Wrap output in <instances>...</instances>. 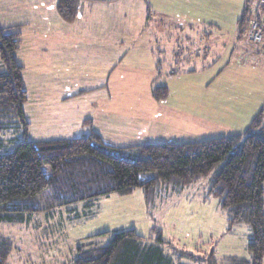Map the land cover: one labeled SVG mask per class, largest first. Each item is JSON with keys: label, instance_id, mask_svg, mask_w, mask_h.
I'll return each instance as SVG.
<instances>
[{"label": "trees", "instance_id": "16d2710c", "mask_svg": "<svg viewBox=\"0 0 264 264\" xmlns=\"http://www.w3.org/2000/svg\"><path fill=\"white\" fill-rule=\"evenodd\" d=\"M111 3L118 0H57L56 13L72 23L78 3ZM146 21L154 15L149 0H143ZM245 0L237 20V35L254 54L261 53L246 41L250 23L263 26L264 6L260 0ZM22 43L21 26L0 27V133L14 136L10 150L0 151V223H25L40 207L36 197L49 190L56 207L87 203L110 195H127L141 190L147 206L154 205L161 186L181 194L203 182L205 201L217 200L226 217V231L247 226L250 240L248 257H229L222 264H263L264 261V108L252 118L248 129L239 135L204 139L189 143H145L118 147L105 143L94 131L70 139L32 141L30 122L24 106L28 93L22 77L23 66L15 52ZM152 95L161 101L168 95L165 85H154ZM90 120H85L89 123ZM5 145V143H4ZM1 150H4L1 148ZM45 168L49 170L45 173ZM147 174H152L146 178ZM153 201V202H152ZM158 231V230H157ZM144 237L134 229L105 231L112 234L103 247L78 246L71 264H220L213 252L199 257L179 252L174 262L164 253L167 242ZM92 237V236H91ZM13 244L0 237V264H7Z\"/></svg>", "mask_w": 264, "mask_h": 264}, {"label": "rangeland", "instance_id": "374dc122", "mask_svg": "<svg viewBox=\"0 0 264 264\" xmlns=\"http://www.w3.org/2000/svg\"><path fill=\"white\" fill-rule=\"evenodd\" d=\"M7 1L10 0H0V25L19 24L27 20L30 24L28 28H25L27 31L22 30L23 46L27 44L25 41L36 42L44 38L50 39L49 36L54 33V28L56 29V22L59 27L66 26L68 32H71L69 39L73 40L75 46L74 57L72 61L65 63L64 70L56 65L53 72L55 73L56 70L58 72L52 78L51 75L35 74L28 78L27 89L30 99L29 103L25 104L24 111L28 122L31 123L29 132H32V137H35L36 132L41 130L37 128V119L40 114L35 111L34 101L37 86L57 81V84L66 82L73 85L74 89H95L98 79L93 77L100 74L99 71L106 66V63L98 62L99 58L95 56L90 59L85 54L87 51H95V48L91 47L93 49L90 50L88 47L98 42L99 29L105 31L104 28L106 30L113 28L110 27L109 18L106 16L105 5L98 3L79 2L75 20L72 23H66L56 13L57 0L53 2L50 0L47 3L43 1V7H41L42 0L39 2L32 0L28 11L23 13L29 15L25 16V19L20 17L19 13L13 16L8 12L6 16L3 4ZM227 1L203 0L202 3L206 6L210 2L219 7L218 4H225ZM132 2L118 10L139 8L141 12L145 7L143 0H132ZM236 2L238 0H235ZM217 17L223 21L222 31L208 27L198 32L200 41H196L197 47L201 53L209 52V56L203 60V66L194 68L196 73L191 77L175 79L176 81L173 82H176L177 86L173 89L172 97H169L166 103L163 101L159 103L164 106L184 105L187 109L188 105H195L197 102L202 109L196 113L194 110H188L192 115L190 118L197 116L224 126L236 127L239 124L240 128L244 127L242 130H245L247 126L242 124L243 120L251 119L264 108V56L260 55L261 53L250 55L249 51L252 50L245 42L244 36H240L237 41L236 28L233 24L235 16L227 20L214 14L213 17H205V21L214 23ZM149 25L150 31L155 33L156 30L153 29L155 21L152 20ZM151 32L146 36L148 43L153 39ZM117 34V31H106L103 35L116 41ZM209 39L213 43L212 52L209 48ZM233 42L235 46L231 44ZM233 48L235 52L232 54ZM115 49L117 51L115 55L120 56L127 51L124 43L117 44ZM115 59H118V56ZM125 62L146 65L148 59L146 56L133 53L126 57ZM211 67L213 68L210 69ZM92 70L94 72H91ZM3 71L4 68L0 64V73ZM26 75L28 77V74ZM165 81L166 79L164 81L159 79L158 82L165 83ZM89 92L72 101L69 108L82 106L83 109H88L86 103L93 98ZM149 124L150 122L145 125L146 128L157 135L173 131L172 128L162 124ZM224 131L226 130L207 129L201 133L200 131L191 133L185 130L186 135H182L183 132L179 131L175 135L177 138L172 140L158 138L152 143L195 142L210 139L207 137L224 135ZM13 138L14 136L10 133H0V151L10 150L12 146L9 147L8 144ZM48 172L49 170L45 168V173L48 174ZM152 176L147 174L146 178ZM203 186V182H200L181 194H173L170 190H164L163 187L158 186L152 206H147L148 202L142 191L136 189L127 195L113 194L92 202L56 207L48 196L49 190H45L36 197L40 211L31 214L27 222L0 223V237L10 240L13 244L7 264H71L76 257L78 246L84 244L88 247L106 246L112 234L96 236L97 234L125 229H134L137 234L144 237L151 236L152 239L156 238V232L160 231V235L167 242L163 246L164 253L174 262L178 261L179 252H190L199 257L213 252L214 259L220 264L225 258L232 256L248 257L246 246L250 240L249 228L243 225L227 232L224 212L218 206L217 200H203ZM180 261L192 264L185 258Z\"/></svg>", "mask_w": 264, "mask_h": 264}, {"label": "crops", "instance_id": "0c3cea01", "mask_svg": "<svg viewBox=\"0 0 264 264\" xmlns=\"http://www.w3.org/2000/svg\"><path fill=\"white\" fill-rule=\"evenodd\" d=\"M34 1L39 2L40 0ZM43 1L47 3L50 0H42L41 7H43ZM202 1L149 0L152 12H154L152 20L155 21V28H153L156 30L155 33L149 29L150 25L146 21L145 7L142 8L141 12L139 8L118 10L128 3H133L132 0L98 3L105 5L104 10L109 18L110 27L113 29L106 30L104 28L105 31L99 29L98 42L88 47L90 50L95 48V51L84 53L90 59L95 56L99 58L98 62L106 63V66L99 71L100 74L93 77V79H98L97 87L93 90L74 89L73 85L66 82L57 84V81L38 85L34 101L35 111L40 114L37 119L39 126L37 128L41 130L36 132L35 137H32V132H28V138L32 141L70 139L94 131L107 144L127 147L152 143L158 138L172 140L177 138L175 135L179 131L183 132L182 135H186L185 130H189L191 133H195V131L201 133L207 129L226 130L224 135L213 138L207 137L210 139L239 135L245 132L254 116L251 119L243 120L242 124H246L247 128L242 130L244 127L240 128L241 125L239 124L236 127L233 125L224 126L197 116L190 118L192 116L189 113L191 110L196 113L202 109L197 102L195 105H188L187 109L184 105L164 106L152 95L154 85H165L168 95L161 101L166 103L167 99L172 97L173 89L177 86L176 82L173 81L180 77H191L196 73L194 68L203 66V60L209 56V52L201 53L197 47L196 41H200L198 40V32L208 27L223 30V21L218 17L214 23L205 21V17H213L216 14L228 20V18L235 16L233 24L237 34L236 23L245 0H238L236 3L235 0H228L225 4H218L219 7L210 2L205 6ZM31 2L32 0L7 1L3 4L4 13L6 12V16H8V12L13 16L19 13L20 17L25 19V16L29 15L23 13L28 11ZM29 24L26 20L24 23H12L8 26H21L25 32L27 31L25 28H28ZM8 26L0 25V27ZM55 27L56 29L54 28V33L51 36L47 33L50 39L45 40L44 38L36 42L25 41L27 43L25 46H23L22 33V43L15 52V57L18 63L23 66L22 77L28 93L26 104L29 103L30 99L27 81L31 75H51L52 78L58 72V70L53 72L56 65L64 70L65 63L69 60L72 61L74 57L75 46L73 40L69 39L71 32H68L66 26L59 27L57 22ZM106 31H117L116 41H112L110 37H105L103 34ZM150 32L153 34V39L148 43L146 36ZM123 43L127 51L121 56L115 55L117 44L122 45ZM212 44L209 39L211 52ZM231 44L235 46L234 42ZM197 51L198 53H196ZM234 52L233 48L232 54ZM260 52V55L264 56V39L260 46ZM133 53L146 56L147 64L125 62L126 57ZM249 54L255 55L252 51H249ZM117 56L118 59H115ZM159 79L163 81L166 79V81L159 83ZM88 91L93 96L92 101L86 103L88 109H83L82 106L69 108L72 101L80 98ZM87 112L96 115L92 116ZM85 120H90V122L86 124ZM148 122H150L149 125L162 124L165 127L168 126L173 131L157 135L146 128L145 125ZM212 135L214 134L212 133Z\"/></svg>", "mask_w": 264, "mask_h": 264}, {"label": "built area", "instance_id": "2783aa9c", "mask_svg": "<svg viewBox=\"0 0 264 264\" xmlns=\"http://www.w3.org/2000/svg\"><path fill=\"white\" fill-rule=\"evenodd\" d=\"M260 4L264 6V0H260ZM263 34V26L256 22H252L247 31L246 41L250 46L256 48L262 41Z\"/></svg>", "mask_w": 264, "mask_h": 264}]
</instances>
